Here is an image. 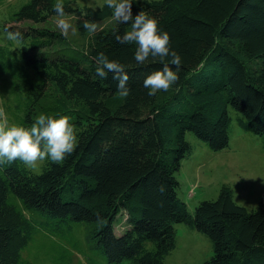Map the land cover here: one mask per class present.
I'll return each mask as SVG.
<instances>
[{"label": "trees", "instance_id": "trees-1", "mask_svg": "<svg viewBox=\"0 0 264 264\" xmlns=\"http://www.w3.org/2000/svg\"><path fill=\"white\" fill-rule=\"evenodd\" d=\"M55 3L29 0L1 24L0 77L13 79L22 126L30 128L40 113L67 115L77 146L62 162L45 160L37 169L20 160L0 165V264H33L21 251L40 230L62 237L54 258L70 264L63 241L77 247L67 234L80 224L109 263L164 264L178 222L211 240L213 255L201 264H264L263 203L247 209L223 187L189 211L176 178L191 151L188 133L214 151L228 147L231 111L241 128L264 137V0L133 4L134 15L143 10L158 20L183 60L176 84L155 95L143 80L162 65H137L135 45L115 39L130 23L115 21L89 35L84 22L112 17V10L63 0L87 38L78 48L58 29L39 25L57 15ZM6 29L20 32L22 42L8 40ZM98 52L126 66L128 96L119 95L111 72L97 77ZM47 96L53 102L42 109ZM122 212L128 226L116 234ZM87 264H95L90 255Z\"/></svg>", "mask_w": 264, "mask_h": 264}, {"label": "rangeland", "instance_id": "rangeland-1", "mask_svg": "<svg viewBox=\"0 0 264 264\" xmlns=\"http://www.w3.org/2000/svg\"><path fill=\"white\" fill-rule=\"evenodd\" d=\"M29 0H0V43H4L6 36L1 30V24L8 20L13 12L17 11ZM72 5L80 7L87 5L99 8L103 0H70ZM65 19L72 24V29L66 35L69 42L82 48L87 38L82 37L76 27L73 14H65ZM57 15L50 16L41 26L52 27L61 31L57 25ZM96 31L108 28L114 24L112 17L94 21ZM95 31V32H96ZM94 32H90L92 34ZM16 94L13 91V79L9 76L0 77V123L21 124L22 112L16 108ZM52 99L47 96L41 102V107H48ZM43 112V111H41ZM230 138L228 147L214 151L194 134L188 133L187 139L191 144L190 153L182 160L176 178L179 182L178 196L185 203L189 211L202 200L217 198L221 188H228L234 201L247 209L264 205V137L252 131L241 128L237 124V114L231 111ZM43 161L37 162V169ZM126 214L121 213L114 224L116 234H121L127 227ZM176 246L165 257L164 264H201L213 255L212 242L206 235L196 231L184 223H174ZM52 238V239H51ZM67 238H74L77 247L64 242L70 250V264H87V255L95 264H112L106 258L96 254L93 243L87 237V224L74 226ZM62 237L51 236L44 231H37L28 245L21 251L22 259L33 264H66L55 257L60 253ZM120 264H129L128 260Z\"/></svg>", "mask_w": 264, "mask_h": 264}, {"label": "clouds", "instance_id": "clouds-1", "mask_svg": "<svg viewBox=\"0 0 264 264\" xmlns=\"http://www.w3.org/2000/svg\"><path fill=\"white\" fill-rule=\"evenodd\" d=\"M112 10V19L120 24H129V30L114 33L116 41L123 44H134L133 59L137 65L149 61H158L162 67L146 75L143 87L149 95L158 91H167L179 80L178 69L183 60L179 52L171 47L170 34L159 27L158 20L149 13L140 10L135 15L132 12L133 4L138 0H103ZM58 19L57 27L63 35H68L72 24L65 19L63 0H56L53 5ZM83 27L95 32V22L85 21ZM7 39L17 43L22 42L20 32L5 30ZM97 77L106 78L108 73L117 81V90L120 96L129 95L127 84L129 76L126 66L118 60L110 59L104 52L95 56ZM175 66V69L173 68ZM78 133L75 125L70 123L67 115H51L40 113L30 128L18 124L0 123V165L11 164L16 160L22 161L25 166L36 168L38 161L62 162L77 146Z\"/></svg>", "mask_w": 264, "mask_h": 264}]
</instances>
